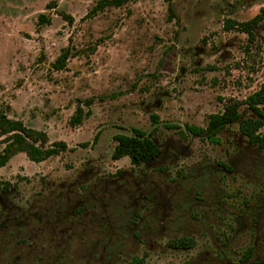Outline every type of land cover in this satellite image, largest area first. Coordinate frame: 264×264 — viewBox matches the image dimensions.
Instances as JSON below:
<instances>
[{
	"label": "rangeland",
	"instance_id": "rangeland-1",
	"mask_svg": "<svg viewBox=\"0 0 264 264\" xmlns=\"http://www.w3.org/2000/svg\"><path fill=\"white\" fill-rule=\"evenodd\" d=\"M99 1L0 0V113L46 135L44 148L66 145L41 162L15 146L0 167V264H264V151L239 124L218 144L185 128L264 84V20L253 38L225 28L264 0L93 13ZM78 107L89 116L73 126ZM133 129L160 147L155 161L112 158ZM183 237L190 249L170 247Z\"/></svg>",
	"mask_w": 264,
	"mask_h": 264
},
{
	"label": "trees",
	"instance_id": "trees-1",
	"mask_svg": "<svg viewBox=\"0 0 264 264\" xmlns=\"http://www.w3.org/2000/svg\"><path fill=\"white\" fill-rule=\"evenodd\" d=\"M132 0H100L92 12L103 10L107 6L121 7ZM50 6V5H48ZM40 20H44V16L40 15ZM264 20V9L254 18L236 23L228 20L225 28L226 30L237 27L239 31L249 36L255 37V30L259 24ZM67 56V52L60 57L54 64L56 68H62L63 61ZM246 106V112H252L256 115L253 118H244L240 108ZM85 116L89 113H84L81 107H78L76 113L71 118L73 126L80 125ZM157 120V117H153ZM234 124H239L241 133L249 140V144L256 147L259 151H264V84L245 101L229 103L223 108V111L209 116L206 128H198L191 125H186V131L193 135H206L207 139L212 143H219L217 136L227 127ZM5 136L2 144H6L4 149L0 152V167L4 166L15 146L16 150L25 152L29 159L34 162H41L47 158L59 155L66 150V145L63 142H57L50 148H44L47 142L46 135L37 132L24 126L20 121H14L0 113V137ZM116 146L114 148L112 158L120 160L124 157H129L132 165L139 167L155 161L160 153V147L144 132L139 129H133V136L118 134L114 137ZM224 169L230 171L229 167L224 166ZM193 246V240L189 238H181L173 240L170 247L177 250H187ZM252 251L244 256V260L248 261ZM143 259L134 257L131 262L127 264H142Z\"/></svg>",
	"mask_w": 264,
	"mask_h": 264
}]
</instances>
